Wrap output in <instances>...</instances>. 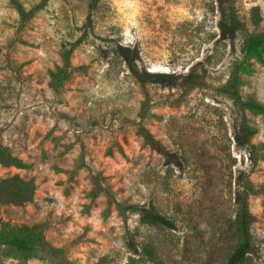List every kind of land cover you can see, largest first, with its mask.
Segmentation results:
<instances>
[{
    "label": "rangeland",
    "instance_id": "374dc122",
    "mask_svg": "<svg viewBox=\"0 0 264 264\" xmlns=\"http://www.w3.org/2000/svg\"><path fill=\"white\" fill-rule=\"evenodd\" d=\"M232 3L264 30V0ZM243 37L225 0H0V146L24 164L0 162V178L32 186L24 203L0 202V227L38 225L64 258L0 245V264H220L242 200L251 249L240 264H264V114L220 90ZM239 77L242 98L264 104V55Z\"/></svg>",
    "mask_w": 264,
    "mask_h": 264
},
{
    "label": "trees",
    "instance_id": "16d2710c",
    "mask_svg": "<svg viewBox=\"0 0 264 264\" xmlns=\"http://www.w3.org/2000/svg\"><path fill=\"white\" fill-rule=\"evenodd\" d=\"M227 20L235 28L244 31L240 47V58L234 60L231 65L229 75L224 84L220 86L222 90L233 102V104L240 110L248 108L255 112L264 114V104L255 100L254 98H242L239 92L240 77L239 72L244 67L245 62L249 58H256L262 60L264 55V30L263 31H250L246 28L245 24L238 17L232 0H225ZM253 22H258L257 9L253 11ZM72 47V46H71ZM71 47L64 50L62 53L63 65L51 72V83L54 89L61 86L63 79L69 70V53ZM202 82V81H201ZM184 91L200 83L199 77H194L186 82ZM146 103L142 106L144 112ZM141 132L149 145L167 155L166 149L159 144L151 134L143 127ZM254 133V129L246 123L245 118L241 121V134L242 140L246 141L249 145L252 161L256 163L257 152L256 147L251 143L250 138ZM0 162L4 164H12L16 166H23V162L14 156L6 146H0ZM32 186L28 182H23L17 175H11L6 178H0V202L1 203H24L31 198ZM264 190V186H263ZM120 205V204H119ZM120 207L126 209L132 207L138 210L140 220L144 223L151 224L161 228H172L174 224L163 214L154 211L144 205H127ZM248 214L245 208V203L242 200L240 206L232 221V235L234 237V244L232 248L225 254L220 264H240L246 257L248 251L251 249V242L248 227ZM1 220V219H0ZM0 245H4L14 249L17 252L24 254H32L36 252L45 253L53 257L62 258L61 251L49 245L43 238L41 229L38 225H11L8 222H1L0 227ZM129 246H131L129 244ZM132 247V246H131ZM66 263V262H65Z\"/></svg>",
    "mask_w": 264,
    "mask_h": 264
}]
</instances>
